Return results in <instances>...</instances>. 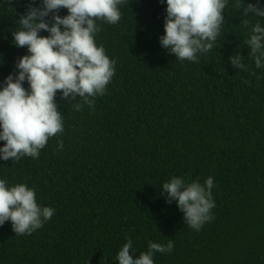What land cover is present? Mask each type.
<instances>
[{"label": "trees", "instance_id": "16d2710c", "mask_svg": "<svg viewBox=\"0 0 264 264\" xmlns=\"http://www.w3.org/2000/svg\"><path fill=\"white\" fill-rule=\"evenodd\" d=\"M27 2L0 0V82L26 54L11 32ZM165 8L129 0L118 24L98 21L96 43L116 62L105 95L76 111L58 93L64 133L39 159L0 161V179L26 183L56 209L31 235L0 227V264H117L127 239L137 255L173 239L155 264H264V68L245 44V17L232 0L214 48L199 63L179 62L159 44ZM235 52L248 72L230 65ZM172 176L214 178V219L199 231L161 195Z\"/></svg>", "mask_w": 264, "mask_h": 264}, {"label": "clouds", "instance_id": "9594fccd", "mask_svg": "<svg viewBox=\"0 0 264 264\" xmlns=\"http://www.w3.org/2000/svg\"><path fill=\"white\" fill-rule=\"evenodd\" d=\"M159 2L166 4L164 34L159 37L161 48L179 62L199 63L200 57L214 48L225 23V9L232 0ZM128 3L129 0H28L11 32L13 46L26 47V54L15 62V71L0 82V161L39 159L50 138L64 133L58 93L73 110L80 111L85 105L94 110L96 97L105 95L116 71L115 60L96 43V34L101 30L98 21L118 24L121 8ZM234 3L245 17L241 22L248 30L245 44L255 67L264 68V0ZM61 9H66L67 15L61 16ZM244 59L235 52L229 63L248 72ZM57 150H64L61 139H57ZM213 188L211 176L203 183L172 176L162 184L160 192L166 204L175 202L185 224L199 231L214 219ZM55 213L54 207L38 203L35 189L26 183L10 185L0 179V227L10 222L15 235H31ZM173 251L174 241L167 239L166 244L149 242L147 251L137 255L133 241L127 239L115 259L117 264H155V254Z\"/></svg>", "mask_w": 264, "mask_h": 264}]
</instances>
